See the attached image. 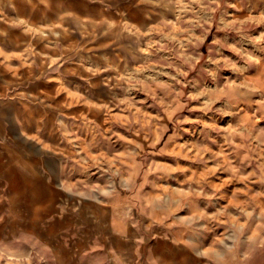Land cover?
<instances>
[{"label":"rangeland","instance_id":"1","mask_svg":"<svg viewBox=\"0 0 264 264\" xmlns=\"http://www.w3.org/2000/svg\"><path fill=\"white\" fill-rule=\"evenodd\" d=\"M257 19L264 0H0V190L34 196L32 253L0 212V264H77L87 223L59 204L115 189L192 202L205 264H264Z\"/></svg>","mask_w":264,"mask_h":264},{"label":"crops","instance_id":"2","mask_svg":"<svg viewBox=\"0 0 264 264\" xmlns=\"http://www.w3.org/2000/svg\"><path fill=\"white\" fill-rule=\"evenodd\" d=\"M138 194L131 197L129 191L115 189L107 202L59 204L62 208L58 210L67 211L59 214V221L62 217L75 228L83 221L87 223L75 234L91 237L85 243L79 236L74 239L81 245L75 257L77 264H205L211 258L210 251L199 249L193 233L187 230L190 227L184 225L193 217L192 202L167 197L160 202L166 211H156L152 202ZM192 195L189 192L185 198ZM183 205L187 213L178 215L175 211ZM33 211L30 188L11 186L0 190V212L6 220L1 233L4 238L9 236L13 252L21 259H27L29 250L32 253ZM248 259L235 264H247Z\"/></svg>","mask_w":264,"mask_h":264},{"label":"bare ground","instance_id":"3","mask_svg":"<svg viewBox=\"0 0 264 264\" xmlns=\"http://www.w3.org/2000/svg\"><path fill=\"white\" fill-rule=\"evenodd\" d=\"M253 27H254V30H258V32H260V34L256 36L257 40L264 43V20L261 21V19H257L256 21L253 22ZM261 51L264 52V47H262ZM254 64L256 65L255 66L256 73L252 77L251 81L253 82V85L261 93L264 94V58L254 60ZM234 92L233 93L230 92L227 95L228 101L237 102V101L243 100V97L241 96V94H239V91H238V93L237 92L234 93ZM237 247H239V245H237ZM243 251L245 252V249H243L242 252Z\"/></svg>","mask_w":264,"mask_h":264}]
</instances>
